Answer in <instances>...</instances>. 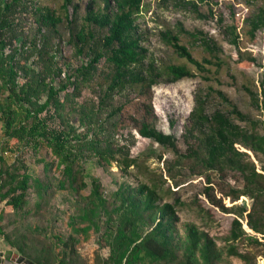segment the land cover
I'll return each mask as SVG.
<instances>
[{"label": "trees", "instance_id": "trees-1", "mask_svg": "<svg viewBox=\"0 0 264 264\" xmlns=\"http://www.w3.org/2000/svg\"><path fill=\"white\" fill-rule=\"evenodd\" d=\"M102 1V6L88 3L81 17L82 25L76 31L70 30L69 43L75 46L76 53L84 54L87 48L90 57L66 74L49 50L48 37L37 36L42 27H54L60 18L49 9L42 11L36 7L34 14L38 13L39 27L27 40L17 27V13L23 11V0H0V126L4 137L0 143V202L5 200L4 206L12 210L15 222L29 212L38 215L57 191L72 195L75 206L67 215L70 233L66 238L57 234L49 239L44 235L33 244L28 233L18 232L15 240L5 233L4 237L33 264H225L230 257L255 264L254 250L264 246V120L252 119L232 103L228 111L217 109L208 113L205 97L197 94L187 128L194 141L186 153H179L175 136L156 126L152 87L162 75L170 81L194 76L188 64L209 80L212 71L209 66L220 68L226 64L219 57V47L203 38L202 46L212 58L198 60L180 42L178 33L166 31L163 37L186 63H170L162 69L153 62L145 65L146 50L135 33L142 0ZM188 2L197 7L195 0ZM70 5L76 14L78 6L74 0H62L69 25L75 18L69 19ZM248 26L252 37L264 28V5L249 16ZM226 30L231 36L229 42L237 46L236 26L227 25ZM189 34L197 40L201 33ZM237 53L238 60L247 56L250 63L255 62V57L247 52L237 49ZM102 59L107 70L98 67ZM86 87L96 93V103L78 101ZM262 87L258 94L243 85L250 103L264 116V79ZM124 92L134 93L133 98L115 101ZM218 93L227 101L221 91ZM129 102L136 105L135 113L128 112ZM71 115L77 117L78 126L71 122ZM53 119H58L57 124H50ZM126 120L140 136L171 149L178 158L176 162L188 163L194 173L205 176L200 194L209 205L234 215L229 232L222 237L223 246L194 223H186L183 233L179 232V208L192 209L193 205L178 197L169 199L163 181L148 177L136 185L122 182L108 196L98 178L86 181L89 176L86 164L92 160L102 167L115 164L123 173L139 166L129 146L121 143L123 135L119 130L125 128L122 122ZM23 143L32 144L35 151L41 145L50 149L54 160L40 159L44 163L43 176L28 172L18 151ZM4 152L14 154L11 163ZM159 158L163 156L160 154ZM53 166L58 176L50 174ZM211 173L224 180L234 174L237 184L215 187ZM87 189L88 193L83 194ZM30 193L34 194L33 204L27 208ZM241 196L251 199L249 208L233 203ZM224 199L233 204L226 205ZM195 211L210 216V211L201 205ZM244 221L251 232L243 227ZM26 226L28 232L40 229L37 224ZM91 233L97 235L99 248L108 249V255L103 257L97 252L94 261L88 263L77 255L76 245L80 235L87 239Z\"/></svg>", "mask_w": 264, "mask_h": 264}, {"label": "rangeland", "instance_id": "rangeland-1", "mask_svg": "<svg viewBox=\"0 0 264 264\" xmlns=\"http://www.w3.org/2000/svg\"><path fill=\"white\" fill-rule=\"evenodd\" d=\"M188 1L191 0H142L140 11L135 19V33L146 50L145 65L153 62L156 67L162 69L170 63H186L184 58L174 53L163 37L166 31L178 33L180 42L187 46L192 55L198 60H202L204 57L212 58L211 54L204 49L201 43L203 38L212 40L220 49L219 57L226 62L220 68L209 66L212 70L209 73L211 77L209 80L203 77V73L196 71L194 66L188 64L195 72L194 76L170 81L166 75H162L159 78V82L152 87L151 104L156 118V126L162 132L175 136L179 153H186L188 146L194 141V136L188 132L187 128L190 125L189 116L195 105V96L197 94L205 97V107L208 113L217 109L228 111L231 109L230 103H232L252 119L261 118L264 120L263 113L250 103L249 95L243 89V85H248L258 94L263 89L264 28L256 31L252 37L249 32L248 18L259 6L264 5V1L208 0L200 2L195 0L197 7H194ZM74 3L78 6L76 14L71 5L68 7L69 19L75 17L71 25L67 23L65 12L61 6L62 0H23V11L17 13L19 17L17 27L22 32L23 38L27 40L37 33L36 31L39 27V23L36 21L38 13L34 14L36 7H40L42 11L49 9L56 17L60 18V21L56 22L54 27H42L40 34H37V36L46 35L48 37L49 50L55 54L59 65L62 66V70L66 74L79 68L90 57L87 48H85L86 53L84 54L76 53L75 46L69 43L70 30L76 31L80 28L83 23L81 17L85 14L88 3L102 6L103 1L74 0ZM227 25L236 26L239 36L237 46L229 42L231 36L226 30ZM181 28L184 31H180L179 29ZM195 32L201 33L198 35L199 39L197 40L189 34ZM237 49L255 57V62L250 63L247 56L242 60H238ZM106 66L104 59H102L98 66L99 69L107 70ZM218 91H221L226 96L227 101L222 98ZM133 95L134 93L124 92L116 96L115 101L123 102L127 99H132ZM62 96L63 94L61 93L59 99ZM97 100L96 93L89 87L84 88L78 97L80 102L90 101L96 103ZM128 107L129 113L136 112V105L133 102H129ZM70 120L78 126L75 115H71ZM52 122L55 125L58 119H53L50 124ZM122 123L125 128L119 130V133L123 135L122 138L120 137L122 139L121 143L129 146L130 154L137 157L139 166L131 167L128 172L123 173L115 164L109 167H102L92 160L86 164V171L89 173L86 181L90 183L91 177L98 178L107 196L122 182L136 185L141 180H147L148 177H153L160 183L163 181V188L169 190L168 196H171L169 199L173 200V198L178 197L182 201L193 205L192 209L187 206L179 208V222L177 224L179 232L183 233L186 223H194L214 237L217 245L223 246L222 237L229 232L234 215L222 212L218 207L209 205L205 196L200 194L205 186V176L194 173L188 163L176 162L178 158H176L171 149L140 136L136 129L131 126L129 120ZM241 124L243 125V123ZM78 130L82 131V127H79ZM3 139V132L0 126V143ZM236 147L241 148L239 145H236ZM18 151L20 152V157L29 168L28 172L33 176L44 175V163L40 159L54 160L50 149L44 145H41L39 150L35 151L32 144L23 143L19 145ZM160 154L163 158H159ZM4 156L9 163L15 157L12 152H4ZM251 156L254 158L252 154ZM257 167L260 168L258 163ZM50 174L58 176V170H56L55 166L52 167ZM211 176L215 187L226 183H230V185L237 184L234 180V174H230L225 180L219 178L216 173H211ZM87 193L88 189L83 191V194ZM216 194L220 195L217 192ZM33 197L34 194L30 193L31 202L27 208L32 206ZM224 202L228 206L237 203L249 208L251 199L247 196H241L239 200L233 203L229 199H224ZM4 203L5 200L0 202V215H2V218H0V229L2 231L0 232V250L12 253V257L22 255L17 252L15 246L6 240L3 233L8 234L11 240H15V235L18 232L28 233L31 238L30 243L33 244L42 240L44 235H47L49 239H52L53 235L57 234L66 238L70 233L67 225V215L74 211L75 206L72 195L67 191H57L51 198L49 205L43 208L38 215H33L32 212H29L24 219H17L16 222L12 210L6 208ZM200 205L210 211V216L208 214L199 215L195 211L196 206ZM244 223L245 221L243 226ZM36 224L40 226L39 230L33 232L26 230V225L35 226ZM245 229L251 232L247 226ZM55 250L58 252L60 248L57 247ZM76 251L77 255L88 263L94 261L97 252L103 257L108 255L106 247L99 248L97 235L94 233H91L87 239H83L80 235ZM254 251L257 255L255 264H264V246H258ZM225 264L245 263L236 257H230Z\"/></svg>", "mask_w": 264, "mask_h": 264}, {"label": "water", "instance_id": "water-1", "mask_svg": "<svg viewBox=\"0 0 264 264\" xmlns=\"http://www.w3.org/2000/svg\"><path fill=\"white\" fill-rule=\"evenodd\" d=\"M248 153L251 154L250 152H248ZM246 226H247V224H246ZM0 264H33V263L31 261L25 259L23 256H17V257H14V256L13 257H7L6 256V257H3V252H0Z\"/></svg>", "mask_w": 264, "mask_h": 264}, {"label": "crops", "instance_id": "crops-1", "mask_svg": "<svg viewBox=\"0 0 264 264\" xmlns=\"http://www.w3.org/2000/svg\"><path fill=\"white\" fill-rule=\"evenodd\" d=\"M0 252H3V257H12L11 255H13L12 253H9V252H7V251H5V250H0Z\"/></svg>", "mask_w": 264, "mask_h": 264}]
</instances>
